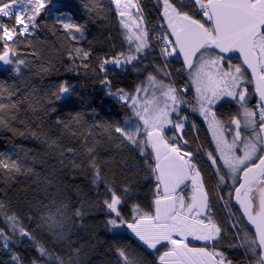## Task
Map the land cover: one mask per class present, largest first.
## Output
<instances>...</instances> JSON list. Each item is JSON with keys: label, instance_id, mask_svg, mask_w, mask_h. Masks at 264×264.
I'll return each instance as SVG.
<instances>
[{"label": "snow or ice", "instance_id": "6c2138e0", "mask_svg": "<svg viewBox=\"0 0 264 264\" xmlns=\"http://www.w3.org/2000/svg\"><path fill=\"white\" fill-rule=\"evenodd\" d=\"M83 8L0 0V264H264V0Z\"/></svg>", "mask_w": 264, "mask_h": 264}, {"label": "trees", "instance_id": "16d2710c", "mask_svg": "<svg viewBox=\"0 0 264 264\" xmlns=\"http://www.w3.org/2000/svg\"><path fill=\"white\" fill-rule=\"evenodd\" d=\"M84 2H85V0H72V3L77 8H79L80 14L82 16L87 17V15L89 13H87L85 11V9L83 8ZM87 2L94 5V6H97V5L105 6L102 14L104 16H108L110 18L111 14H109L107 12V8H106V6L108 4V0H87ZM91 15L93 16V19H97L99 24H101V25L109 23L108 19H105V20L99 19L96 7L93 8V12L91 13ZM90 27L94 33L98 32L97 25H90ZM99 30L103 31L102 28H100ZM39 37H40V40L48 39L50 42L53 39L52 37H50V35H47L45 33H39ZM37 48L40 50V55H41L42 59L44 61H50L55 67L53 68L52 72H50V73H41L40 75H31L29 77V79L34 83L35 86L44 85V84L48 83L49 81L55 82L56 80L64 78L65 76L68 75L67 73L64 72L62 66L60 65L59 60L57 58L58 54L52 49L51 43L45 45V44H42L38 41L37 42ZM57 68L60 69L59 72L56 71ZM35 71H36V69H33V72H35ZM5 80H7V86H9V87H15V86L23 87L22 84L18 85L15 82H13L11 80V78L7 77L6 73H0V82H3ZM88 91H92L91 86L88 88ZM11 139H12V134L10 132L3 130V129H0V151L5 150L8 147ZM16 142L23 143L29 147L34 146L32 141H23V140H20L19 138H16Z\"/></svg>", "mask_w": 264, "mask_h": 264}]
</instances>
